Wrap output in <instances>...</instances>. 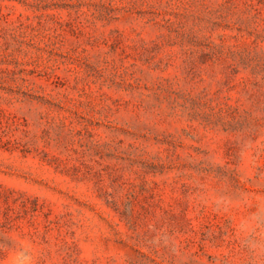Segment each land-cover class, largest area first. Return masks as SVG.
Instances as JSON below:
<instances>
[{"label": "rangeland", "instance_id": "obj_1", "mask_svg": "<svg viewBox=\"0 0 264 264\" xmlns=\"http://www.w3.org/2000/svg\"><path fill=\"white\" fill-rule=\"evenodd\" d=\"M0 264H264V0H0Z\"/></svg>", "mask_w": 264, "mask_h": 264}]
</instances>
